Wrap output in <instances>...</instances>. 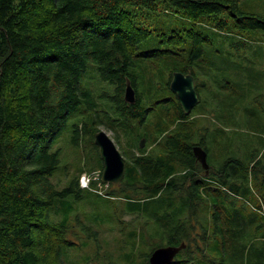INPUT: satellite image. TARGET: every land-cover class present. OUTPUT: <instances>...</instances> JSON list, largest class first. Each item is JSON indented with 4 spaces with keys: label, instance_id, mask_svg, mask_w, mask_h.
I'll use <instances>...</instances> for the list:
<instances>
[{
    "label": "trees",
    "instance_id": "1",
    "mask_svg": "<svg viewBox=\"0 0 264 264\" xmlns=\"http://www.w3.org/2000/svg\"><path fill=\"white\" fill-rule=\"evenodd\" d=\"M162 4L172 5L189 24L172 36L163 34V40L188 51L189 65L174 71L191 72L198 92L206 84L192 66L204 59L205 47L212 43L205 23L214 20L221 30L229 24L238 32H264V16L242 11L238 0H0V264H65L62 247L76 242L67 237V218L52 219L51 208L57 199L82 196L88 189L80 186L84 172L99 169L102 177L103 171L94 143L103 121L90 91L82 87L83 75L94 62L101 79L114 86L108 97L121 116L114 121L143 125L153 107L143 104L131 68L139 56L171 51L138 54L151 29L139 25L138 11L125 6L156 12ZM164 12L169 14L166 7ZM128 79L136 90L134 103L124 98ZM82 104L92 119L89 125L85 120L73 125L72 141L79 157L90 163L83 162L67 186L59 188L52 180L60 166L59 149L53 150V144ZM154 105H162L158 110L166 120L159 121L160 136L153 137L150 147L139 143L135 157L126 158L122 191L140 195L141 208L151 215L166 210L157 216V232L166 239L151 250L185 242L182 258L172 264H202L208 252L224 256L227 244L264 226V152L251 153L247 162L228 158L206 174L193 147L209 149L204 135L194 142L199 133L192 115L185 114L175 94ZM143 136L147 140L149 135ZM208 162L213 167L209 153ZM238 198H243L241 203ZM248 207L253 214L245 211ZM77 220L87 236L97 238L91 225ZM198 225L196 242L193 229Z\"/></svg>",
    "mask_w": 264,
    "mask_h": 264
},
{
    "label": "rangeland",
    "instance_id": "2",
    "mask_svg": "<svg viewBox=\"0 0 264 264\" xmlns=\"http://www.w3.org/2000/svg\"><path fill=\"white\" fill-rule=\"evenodd\" d=\"M238 2L242 11L264 16V0ZM125 7L138 11L137 23L151 29L149 37L139 43L138 54L171 51L152 57L139 56L131 68L132 73L138 77L143 104L153 107L147 121L143 125L136 121L126 122L125 125L114 121L121 119L119 113L111 108L112 101L108 97L113 94L114 86L101 79L94 62L89 64L81 84L90 91L91 102L103 121L99 130L109 134L125 158L132 159L137 150L140 151L137 145L145 139L144 134L149 135L147 142L145 141L148 147L153 144V137L160 136L157 125L166 118L158 110L162 105L154 103L173 97L175 93L169 84L171 74L174 70L189 65L188 51H181L176 44L164 42L163 34L172 36L174 31H182L189 24L174 13L175 8L170 4H162L156 12L139 6ZM165 7L169 14L164 12ZM224 14L220 13L219 16L223 17ZM205 24L204 32L212 43L206 45L204 59L192 66L198 80L206 84L200 87L201 101L193 109L192 118L198 128L197 134L199 133L194 142L198 143V138L203 135L207 141L209 159L213 166L210 168L209 164L210 172L214 167H220L228 158L247 162L251 153L264 152V32H238L229 24L221 30L216 28L214 20ZM84 105L71 114L53 144V150L59 149L60 166L52 180L59 188L67 186V179L77 172L83 162L90 163V160L79 157L72 141L73 125L84 120L88 123L92 119L91 110H87ZM117 134L118 143L115 139ZM101 183V192L84 189L80 198H76L73 193L66 198L57 199L51 208L52 219L60 221L67 218V237L76 242L74 246L62 247L63 262L147 264L150 257L146 255L152 252L151 247L166 239V235L157 232V216H163L166 210H161L158 214L156 210V214L151 215L147 209L141 208L144 204L140 195L122 191L124 186L121 183L106 184L102 180ZM94 188L99 189L100 186L96 185ZM242 199L238 198V202L241 203ZM155 205V202H151V206ZM250 208L245 211L253 214ZM184 210L183 208L182 211ZM200 212L202 215L207 214L204 209H200ZM180 214L182 213L177 215ZM77 218L82 223L91 225L98 232L97 238L87 236ZM193 230L197 242L201 228L198 225ZM226 249L224 256L208 252V261L204 260L202 264H264V226L255 234L249 231L239 241L230 242ZM192 250L195 251V248ZM181 258L182 253H179L176 259Z\"/></svg>",
    "mask_w": 264,
    "mask_h": 264
},
{
    "label": "water",
    "instance_id": "3",
    "mask_svg": "<svg viewBox=\"0 0 264 264\" xmlns=\"http://www.w3.org/2000/svg\"><path fill=\"white\" fill-rule=\"evenodd\" d=\"M171 90L175 93L186 115L200 103V94L196 88L195 76L191 73L175 71L170 81ZM124 98L129 103L136 101V90L127 80ZM145 139L141 141V148L145 146ZM94 143L99 148L103 161L102 181L105 183L119 184L126 175V158L117 147L115 141L104 130L95 133ZM194 155L202 167L209 174L208 152L201 145H194ZM186 247V243L180 245L159 246L150 254V264H172L178 253Z\"/></svg>",
    "mask_w": 264,
    "mask_h": 264
},
{
    "label": "built area",
    "instance_id": "4",
    "mask_svg": "<svg viewBox=\"0 0 264 264\" xmlns=\"http://www.w3.org/2000/svg\"><path fill=\"white\" fill-rule=\"evenodd\" d=\"M101 180H102V177H101V172L100 171H93L91 173L84 172L80 176V186L82 188L93 189V190L101 192V189L103 187V185L101 183ZM93 182H96L95 186L99 185L100 188L99 189L94 188V186L92 185ZM106 184H108V183H106Z\"/></svg>",
    "mask_w": 264,
    "mask_h": 264
},
{
    "label": "flooded vegetation",
    "instance_id": "5",
    "mask_svg": "<svg viewBox=\"0 0 264 264\" xmlns=\"http://www.w3.org/2000/svg\"><path fill=\"white\" fill-rule=\"evenodd\" d=\"M190 115H192V112L190 113ZM88 125H89V122H88ZM89 127V126H88Z\"/></svg>",
    "mask_w": 264,
    "mask_h": 264
}]
</instances>
